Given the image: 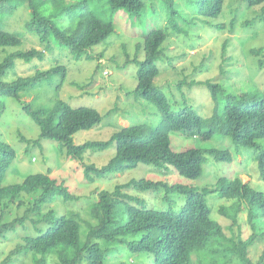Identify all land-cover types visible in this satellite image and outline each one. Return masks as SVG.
<instances>
[{
	"label": "trees",
	"instance_id": "16d2710c",
	"mask_svg": "<svg viewBox=\"0 0 264 264\" xmlns=\"http://www.w3.org/2000/svg\"><path fill=\"white\" fill-rule=\"evenodd\" d=\"M12 1L0 0V11L5 7L15 9ZM15 1L27 5L31 12L28 26L42 43L64 45L79 58L103 43L115 31L112 22H105L92 10L90 4L95 0L69 5L65 3L66 0ZM99 1H106L113 13L123 10L139 17L146 4L156 0ZM162 1L169 13V27L150 31L143 45L138 46L143 49L144 59L138 63L134 93L153 103L161 117L159 125L148 136L145 135L144 125L131 126L121 128L107 141L74 145L75 134L89 131L101 123L102 117L95 109L72 108L64 102H59L53 109H34L32 104L22 102L20 96L26 89L49 80L54 73L61 74L64 82L65 67L56 66L29 77H16L10 82L2 80L14 68L16 60L25 63L42 60L45 52L37 49L12 53L0 63V121L6 112L3 98L14 99L39 128L40 140L59 143L61 149L66 150L68 158L81 163L87 151H105L115 145L116 155L105 166L99 168L82 163L88 181H94L92 174L104 178L112 172L124 173L135 169L139 164L156 168L170 165L179 175L196 180L203 172L206 155L216 161H232L228 150L192 148L175 152L171 148L170 134L183 132L203 140H209L218 133L230 137L235 145L254 149L258 152L255 155L259 177L264 182V152L260 151L257 142L264 139V90L256 89L245 104L234 105L228 100L223 107H215L213 114L205 118L189 106L172 110L162 90L154 84L160 74L156 63L163 56L162 46L168 39L167 29L187 34L179 21L190 25L198 18L204 24H210L209 20H216L222 14L226 0H176L177 9L173 1ZM242 1L250 8L264 5V0ZM59 5H63L59 14L65 12L70 20L63 29L43 14L45 8L50 11ZM186 10L192 15L190 18L185 14ZM231 24L233 30L234 21ZM210 26L218 31L225 29L221 24ZM21 44L22 39L18 34L0 28V48H15ZM262 51L254 50L252 54L259 57ZM86 58L91 57L87 55ZM131 61L137 62L135 59ZM259 65L262 67L263 62L259 61ZM185 83L182 81L179 86ZM188 84L196 82L194 80ZM205 85L216 102L219 93L225 92L218 84L206 82ZM20 137L26 145L31 144V141ZM16 157L15 149L0 140V240H7L11 234L22 235L19 237L20 244L10 252L3 264L13 263L16 256L20 257L16 259L18 264H23L28 258L30 264H52V261L55 264H264V246L256 262L249 256L253 243H264V231L259 232L248 216L254 232L251 238L243 241L238 237L234 241L227 237L223 227L212 219L204 192L164 182L133 180L115 185L113 191L96 190L90 195L94 200L89 206L86 204L84 208H73L75 210L68 212L63 208L64 213L61 214L56 204L70 201L79 203L81 197L71 193L65 181L52 178L51 170L47 174L29 175L22 183L6 185L7 174ZM130 189L141 193L163 189L167 199L169 194L178 192L185 195L186 200L177 211L172 209V203L165 211L148 209L144 200L124 191ZM219 196L247 201L250 206H257L258 215L264 218V193L254 190L249 183L244 184L240 178L226 181ZM53 204L56 206L51 207ZM14 206L23 210V214L10 221Z\"/></svg>",
	"mask_w": 264,
	"mask_h": 264
},
{
	"label": "rangeland",
	"instance_id": "374dc122",
	"mask_svg": "<svg viewBox=\"0 0 264 264\" xmlns=\"http://www.w3.org/2000/svg\"><path fill=\"white\" fill-rule=\"evenodd\" d=\"M82 1L66 0L65 3L69 5ZM168 1H173L177 9L176 0ZM11 4L15 9L5 7L0 11V28L18 34L22 44L15 48H0V63L12 53L30 49L44 51L45 55L42 60L35 59L30 63L16 60L14 68L9 70L2 80L10 82L12 79L29 77L56 66L65 67L67 72L64 82L61 74L54 73L49 80L26 89L20 96L22 102L32 104L34 109H53L59 102H64L72 108L95 109L102 117L101 123L89 131L75 134L74 145L104 142L121 128L131 126L144 125L145 135L148 136L150 131L159 125L161 117L156 106L138 97L134 90L137 86L138 63L144 59L143 49L138 46L143 45L145 36L150 31L169 27V13L162 0L146 4L139 17L131 16L123 10L113 13L106 1H91L90 6L94 13L105 22H112L115 31L81 58L71 53L64 45L42 43L39 36L28 26L31 12L27 5L15 0ZM62 8L63 5L50 11L45 8L43 13L60 29L70 23L65 12L59 14ZM186 11L188 17L192 16ZM208 22L224 25L225 29L215 30L210 24H204L200 18L194 19L190 25L179 21L180 27L187 34L167 29L168 39L162 46L163 56L156 63L160 74L154 80L155 86L162 90L172 110L177 111L183 106H189L205 118L213 114L215 107H223L228 100L234 105L245 104L256 89L264 90V5L250 8L242 0H226L218 19ZM259 49L263 50L260 56H254L252 51ZM87 55L91 58L87 59ZM134 59L137 60L136 63L131 61ZM259 61L263 62L262 67ZM194 80L196 84H188ZM182 81L186 83L179 86ZM206 82L218 84L225 91L224 94L219 93L217 102L213 100ZM3 102L6 112L0 121V140L10 144L17 153L5 184L22 183L29 175L47 174L51 170L52 178L65 181L71 193L81 197L79 203L70 201L56 204L61 214L64 213L63 208L68 212L84 208L86 204L89 206L94 200L90 195L96 190L113 191L115 185L145 179L204 192L212 219L218 222L227 237L234 241H237L238 237L247 241L254 234L249 217L259 232L264 231V218L258 215L257 206H250L247 201L228 200L219 196L224 183L234 178H240L244 184L249 183L251 188L264 193V182L259 177L255 155L258 152L235 145L230 137L216 133L209 140H203L183 132L170 134L171 148L175 152L202 148L228 150L231 153V162L216 161L206 155L203 172L196 180L179 175L170 165L156 168L139 164L135 169L126 170L124 173L112 172L104 178H97L92 174L94 181H88L82 163L99 168L105 166L116 155L115 145L105 151H87L81 163L79 160L68 158L66 150H62L59 143L40 140L39 128L23 113L17 101L3 98ZM20 135L26 141H31V144L22 142ZM257 142L260 144V151L264 152V139ZM124 191L144 200L146 208L159 211L168 210L169 203H172V209L177 211L186 200L185 195L176 192L169 194L168 202L163 189L145 193L132 189ZM22 212L23 210H18L15 206L11 208L10 221L16 216H21ZM21 236L11 234L7 240H0V264H3L10 252L20 244ZM263 246L261 241L253 243L249 253L253 262L257 261ZM17 258L20 259L16 256L10 264H18ZM28 259L23 264H30ZM52 264L55 263L52 261Z\"/></svg>",
	"mask_w": 264,
	"mask_h": 264
}]
</instances>
